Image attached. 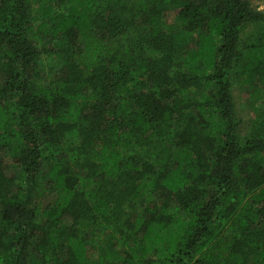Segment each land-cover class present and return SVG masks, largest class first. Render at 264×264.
I'll use <instances>...</instances> for the list:
<instances>
[{"label":"trees","instance_id":"16d2710c","mask_svg":"<svg viewBox=\"0 0 264 264\" xmlns=\"http://www.w3.org/2000/svg\"><path fill=\"white\" fill-rule=\"evenodd\" d=\"M0 75V264H264L249 0H0Z\"/></svg>","mask_w":264,"mask_h":264},{"label":"rangeland","instance_id":"374dc122","mask_svg":"<svg viewBox=\"0 0 264 264\" xmlns=\"http://www.w3.org/2000/svg\"><path fill=\"white\" fill-rule=\"evenodd\" d=\"M252 6H254L256 9L260 11H264V0H249ZM174 16V12H171L169 14L170 19ZM58 67V64L56 62V59L53 55L50 57H44L43 61L41 63V68L44 72H50L54 71ZM1 75H0V84H1ZM232 94L236 103V108L239 117L245 122V125L248 124L251 117L253 116V111L250 106H247L246 104L249 101L248 96V89L242 84L235 82L232 86ZM54 195L51 192H47L44 194L43 198H40L38 200L42 199V203L44 206H47L52 200Z\"/></svg>","mask_w":264,"mask_h":264}]
</instances>
